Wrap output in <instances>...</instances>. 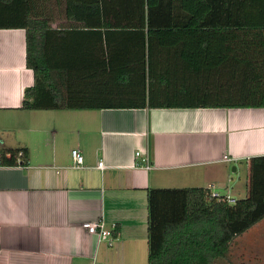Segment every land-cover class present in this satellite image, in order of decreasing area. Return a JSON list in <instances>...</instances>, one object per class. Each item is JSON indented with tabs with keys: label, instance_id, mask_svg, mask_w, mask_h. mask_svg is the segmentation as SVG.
Segmentation results:
<instances>
[{
	"label": "trees",
	"instance_id": "obj_1",
	"mask_svg": "<svg viewBox=\"0 0 264 264\" xmlns=\"http://www.w3.org/2000/svg\"><path fill=\"white\" fill-rule=\"evenodd\" d=\"M0 29L26 33L23 110L264 109V0H0ZM19 153L25 167L26 149L1 148L3 166ZM249 171L235 205L204 188L148 190V264L226 257L264 220V156Z\"/></svg>",
	"mask_w": 264,
	"mask_h": 264
},
{
	"label": "crops",
	"instance_id": "obj_2",
	"mask_svg": "<svg viewBox=\"0 0 264 264\" xmlns=\"http://www.w3.org/2000/svg\"><path fill=\"white\" fill-rule=\"evenodd\" d=\"M33 84L25 30L0 29V149L28 152L25 167L0 169V264H148V190L248 196L263 108L23 110ZM101 221L119 227L112 246L83 227Z\"/></svg>",
	"mask_w": 264,
	"mask_h": 264
},
{
	"label": "rangeland",
	"instance_id": "obj_3",
	"mask_svg": "<svg viewBox=\"0 0 264 264\" xmlns=\"http://www.w3.org/2000/svg\"><path fill=\"white\" fill-rule=\"evenodd\" d=\"M60 15L55 9L56 19L61 18ZM56 26L57 23H54L53 27ZM244 182L245 179L242 178V186ZM235 196L238 197V194ZM240 259L244 261V264H264V224L236 238L226 257L217 259L218 261H214V264H239Z\"/></svg>",
	"mask_w": 264,
	"mask_h": 264
},
{
	"label": "built area",
	"instance_id": "obj_4",
	"mask_svg": "<svg viewBox=\"0 0 264 264\" xmlns=\"http://www.w3.org/2000/svg\"><path fill=\"white\" fill-rule=\"evenodd\" d=\"M141 156H142L141 152H137L136 153V157L137 158H140ZM6 157L7 158H11V154L8 153L6 155ZM22 157H23V153H19L18 156H17V163H18L17 166L18 167H23V165H21ZM71 157H72V160H73V168H81L83 166L84 156H83L82 152L79 149H73L71 151ZM142 160L144 161L146 167L150 168L149 158L146 157V158H143ZM224 160L226 162H230L231 161V159L229 157H225ZM3 167H6V166H3V164L1 163V160H0V169L3 168ZM97 168L104 169L103 160H100L98 162ZM209 190L211 191L212 198H215L217 200H222V201L228 203L229 205H235L236 202H237L230 195H222V194H220L218 192H215L214 187L210 186ZM83 227L85 229H87V231L89 233L97 235L100 240L107 241L109 246L113 245V240H114L113 233L106 228L104 222L101 221V222H98V223H86V224H84ZM114 229H115V227H114ZM93 264H100V263H97V262L95 263L94 262Z\"/></svg>",
	"mask_w": 264,
	"mask_h": 264
},
{
	"label": "water",
	"instance_id": "obj_5",
	"mask_svg": "<svg viewBox=\"0 0 264 264\" xmlns=\"http://www.w3.org/2000/svg\"><path fill=\"white\" fill-rule=\"evenodd\" d=\"M235 168H233V171H234Z\"/></svg>",
	"mask_w": 264,
	"mask_h": 264
}]
</instances>
